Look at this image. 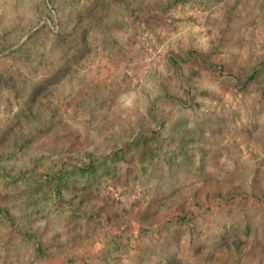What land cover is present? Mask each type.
<instances>
[{"label": "rangeland", "instance_id": "374dc122", "mask_svg": "<svg viewBox=\"0 0 264 264\" xmlns=\"http://www.w3.org/2000/svg\"><path fill=\"white\" fill-rule=\"evenodd\" d=\"M259 190L264 0H0V264H264Z\"/></svg>", "mask_w": 264, "mask_h": 264}, {"label": "trees", "instance_id": "16d2710c", "mask_svg": "<svg viewBox=\"0 0 264 264\" xmlns=\"http://www.w3.org/2000/svg\"><path fill=\"white\" fill-rule=\"evenodd\" d=\"M260 193H262V195H259V193H257L258 195H256L257 197H255L260 203H263L264 204V190L261 191L259 190ZM29 236V235H28ZM236 244H239L241 245L240 243H236Z\"/></svg>", "mask_w": 264, "mask_h": 264}]
</instances>
